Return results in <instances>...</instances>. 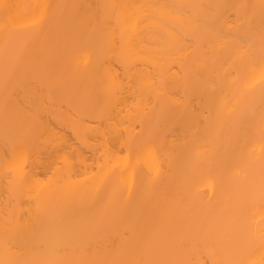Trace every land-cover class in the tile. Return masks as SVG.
<instances>
[{
    "label": "bare ground",
    "instance_id": "1",
    "mask_svg": "<svg viewBox=\"0 0 264 264\" xmlns=\"http://www.w3.org/2000/svg\"><path fill=\"white\" fill-rule=\"evenodd\" d=\"M2 4L0 261L259 264L264 0Z\"/></svg>",
    "mask_w": 264,
    "mask_h": 264
},
{
    "label": "snow or ice",
    "instance_id": "2",
    "mask_svg": "<svg viewBox=\"0 0 264 264\" xmlns=\"http://www.w3.org/2000/svg\"><path fill=\"white\" fill-rule=\"evenodd\" d=\"M14 6L8 4L0 5V8L4 11L5 31L13 30L14 25L10 24V10ZM262 169H264V159H262ZM261 198L264 199V183L261 188ZM83 226L79 221L61 222L53 224L46 241L51 245V252L53 259L34 261V260H9L0 261V264H182L180 261L160 259V258H147L134 261L119 260V259H64L59 258L62 254H67L69 248L82 237ZM90 251V250H89ZM151 253V248L148 249ZM213 264H238L236 261H213ZM252 264H256L255 261ZM259 264H264V258H262Z\"/></svg>",
    "mask_w": 264,
    "mask_h": 264
}]
</instances>
